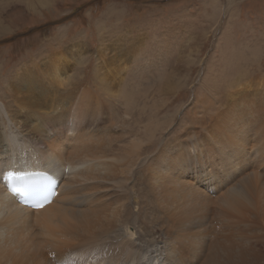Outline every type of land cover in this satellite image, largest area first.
Listing matches in <instances>:
<instances>
[{"label":"bare ground","instance_id":"obj_1","mask_svg":"<svg viewBox=\"0 0 264 264\" xmlns=\"http://www.w3.org/2000/svg\"><path fill=\"white\" fill-rule=\"evenodd\" d=\"M120 23L96 25L95 52L57 38L2 79L0 264H264L262 38L223 34L196 86L199 38L177 55ZM8 172L58 177V193L32 211Z\"/></svg>","mask_w":264,"mask_h":264},{"label":"rangeland","instance_id":"obj_2","mask_svg":"<svg viewBox=\"0 0 264 264\" xmlns=\"http://www.w3.org/2000/svg\"><path fill=\"white\" fill-rule=\"evenodd\" d=\"M45 1L10 0L6 2V0H0V93L6 91L5 86L2 85V79L6 78L7 74L5 73L11 67L27 60L30 55L36 56L39 52L44 53L43 50H47L48 46L53 45L52 43L57 38L61 40L64 38L63 46L83 44L84 40L87 39L86 45L95 52L101 43L96 25L103 23L105 17L121 19L120 25L124 29L128 31L133 29L131 34L136 35L143 31L149 38L153 34L162 37L163 34L167 33L166 44L170 46V51L178 52L177 55L181 53L191 35L194 38H199L198 44L200 46L203 43L206 44L203 50L204 56L202 55L206 65L203 69L198 66L196 73L191 75L189 79L196 86L212 56L219 51L216 47L217 43L222 42L220 38L226 32L232 30L230 33L237 34L236 38L240 35L241 41L252 36L255 39L260 37L264 43V0ZM234 20L237 21L234 26H229V24H233ZM112 23H114V19ZM210 24L213 26L218 24L217 27L219 28L217 31H215L216 29L213 30L215 31L214 34L210 33ZM251 26H254L253 30ZM109 27L111 28V26ZM197 31L199 32L196 34ZM2 32L3 34H1ZM77 37L78 41H76ZM87 60L86 64H89V67L84 70L80 77V79H84L83 81L80 80L79 83L82 87L83 85L87 86L88 82H92L89 76L93 72L91 69L96 61L94 56L88 57ZM213 62L216 61L213 60ZM148 79L150 76L146 75L145 85L148 84ZM195 89L191 87V97H193L191 94ZM186 91L189 95V91ZM9 95H6L7 99H10ZM178 103L180 102L174 104ZM4 104L5 102L0 100V108L2 106L6 108V104ZM0 110L3 114L4 110ZM20 166L23 165L17 164L15 167ZM48 170L58 174L56 169L52 167H48Z\"/></svg>","mask_w":264,"mask_h":264},{"label":"snow or ice","instance_id":"obj_3","mask_svg":"<svg viewBox=\"0 0 264 264\" xmlns=\"http://www.w3.org/2000/svg\"><path fill=\"white\" fill-rule=\"evenodd\" d=\"M34 177H38L41 181L47 183L35 182ZM7 178L14 180L15 185L11 186L10 191L14 195H18L21 198L32 199L35 201L37 207H43L44 202L48 201L49 197L53 195L52 186L55 184V180L52 179L50 174L47 173H7Z\"/></svg>","mask_w":264,"mask_h":264}]
</instances>
